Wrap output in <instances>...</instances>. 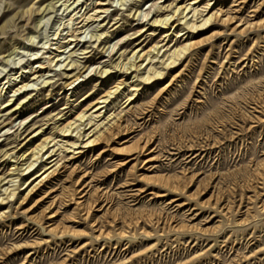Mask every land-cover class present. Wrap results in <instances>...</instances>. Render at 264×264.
<instances>
[{
	"label": "rangeland",
	"instance_id": "rangeland-1",
	"mask_svg": "<svg viewBox=\"0 0 264 264\" xmlns=\"http://www.w3.org/2000/svg\"><path fill=\"white\" fill-rule=\"evenodd\" d=\"M214 3L4 0L0 183L21 185L17 170L47 141L58 151L50 171L59 170L44 202L43 193L20 204L24 186L0 206V264H264V0ZM178 7L203 13L198 25L216 16L180 38ZM100 8L107 12L96 17ZM82 14L97 21L73 44L65 38ZM166 16L174 28L153 25ZM186 45L181 62L130 101L141 73L122 64L137 50ZM57 54L61 62L49 65ZM40 66L42 78L16 92ZM68 74L82 77L70 87ZM118 87L99 111L96 102ZM83 122L91 131L111 125L115 136L72 153L61 130Z\"/></svg>",
	"mask_w": 264,
	"mask_h": 264
},
{
	"label": "bare ground",
	"instance_id": "bare-ground-1",
	"mask_svg": "<svg viewBox=\"0 0 264 264\" xmlns=\"http://www.w3.org/2000/svg\"><path fill=\"white\" fill-rule=\"evenodd\" d=\"M213 1H219V0H210V3H212V4H209V6L216 5V3L213 4ZM192 4H194V3H192ZM195 4H196V2H195ZM48 6H49V8L48 7H47L48 9L45 8L42 14H44L46 11L51 10L52 7H54V6H51V5H48ZM179 10H181V11H179ZM209 10H210V7H209ZM206 11H208V10L206 9L205 12ZM106 12H107L106 10H101V8H100V10H97L96 11L97 14H95V15L97 17L98 14H103V13H106ZM179 12H180L179 16H181V18L179 19V21H182V23H183L182 24L183 29L180 30V34H181L180 35V38H183L186 35L189 36L190 34L194 33L195 31H198L201 28L206 27L207 24L214 19V16H216V15L213 14V15L209 16L206 20H204L202 24L198 25V23H199L198 22V19L200 18V16L202 17V14L203 13L197 12L196 9H195L194 10V13L192 12L193 13V16L190 18V17H188V13H187V9L186 8H182V9L179 8L176 11V13H179ZM15 17H16V20H18L20 18V16L19 17L15 16ZM96 17H92L90 15L87 16V14H82L79 18L76 19V21H77V24L76 25H78L77 28L74 29L71 32V34L68 35L67 38H65V40L68 39V42H71L73 44H74V42H80V40H81L80 39V36H81V34L84 33L83 32V29L86 28V26L88 25L89 22L95 21V23H96V21H97V20H95ZM137 17L140 18V13H138ZM221 19H222V17H221ZM171 20H172V18H169L168 16H166L163 19L153 21V25H155V26H157L159 28L160 27H166V26L171 25L174 28V25H173L174 23L172 22L170 24ZM71 21H73V20H71ZM223 22H224V18H223ZM184 31H187V32L184 33ZM168 36H169L168 33H167V35L165 34V38H167ZM100 39H101V37H99L96 41H99ZM194 43H191V46ZM102 44L103 43L101 42L100 46ZM193 47H194V45H193ZM61 48H63V47H59L58 48L59 49V50H57L58 53H60V49ZM190 49H191L190 46L189 45H186V46H184L182 48H178V49L176 48L172 53H169V50H165L164 52H162L161 51V48H158V47H154V48L152 47L147 53H143V54H141L142 53V50L141 51H139V50L135 51L134 52V55L129 59V63L127 65L126 64L125 65L122 64V66L124 68H126V71L134 70L135 69L136 71H138L139 73H141L138 76V80H134L132 82V83L135 82L136 89H133L134 92H135V94L130 97V101H134L137 98L141 97L140 92H142L145 89V86L144 85L149 86V85L154 84V82L163 79L165 77V75H166V70L168 71L170 69L175 68V66H177L181 62L182 58L185 57L186 53ZM107 50H108V48L106 49V51ZM152 54H153V56H152L153 59H149L148 57L150 55H152ZM60 55L61 54L55 55V57H53V60H50L49 61V65H53L56 62L55 66H57L61 62L60 59H59L60 58ZM138 59L141 60V61H138ZM151 62H154V64L156 66L153 67V64L151 65ZM145 63H147V64H145ZM117 67L118 68L119 67L122 68L121 67V64L117 65ZM39 68H40L39 71H34L33 73H31V75L29 77H27L25 80H23L21 82V83H25L26 81H28L26 84H23L16 92H21V91L26 92V89L28 88L29 83L34 82V81L37 83V81L42 78V76H37V74L41 73L42 70L44 69V67L40 66ZM81 71H82V69H81ZM87 71H88V68L85 70V73ZM109 71L108 70H103V71H101L99 73L101 74V76L106 77V76L109 75ZM75 77H76V79L73 80L71 83H69L68 86H70V87L71 86H74L81 79L82 74L80 76H77V75L71 76V74H68L67 75V78H71L72 79V78H75ZM135 78H137V76L134 77V79ZM43 83L47 85V83H49V81H43ZM119 91H120V87H118L115 91L108 93L103 98L102 101H99L98 103L96 102L97 106H101L102 105V107H100V108H97L96 107V108L99 111L101 109H104V108L106 109L107 106H108V104H109L108 101H110L109 99H111V97L113 95L120 94ZM103 105H106V106L103 107ZM100 116L102 117V115H100ZM78 118H80V120H83L84 119V116H81V117H78ZM107 119H109V118H107ZM114 123H116V122H114ZM89 124L90 123L84 124V122H83L80 126L74 128V129H72V125H68L66 127L64 126L65 128L61 130V132L63 133V135L62 134H60V135L63 136L64 138L70 137L71 139H73V141L70 144H68V149L67 150H73L72 153L81 154L82 153V150H84V149L91 148V147H95V146H99L101 144H104V143H107L108 142V140H109L108 136L110 137V135L113 134V132H112L113 126L110 125L109 128H107L106 130L103 131V129L106 128L105 127V128L102 129L103 132H101L100 131L101 129H99L100 125L97 124L98 126H96V128H94V130L91 131L92 126L88 128V126H90ZM82 127H83V129H82ZM120 128H121V125H120ZM123 128H124V126H123ZM47 142H45V144L40 145V146H38V147H36L34 149V153H33L34 160L32 162L25 163V165H27L26 168H24V166H23L22 168H24V169L21 168V169L17 170L19 172L21 171L22 172V176L25 177V179L23 180V182H22L21 185L18 186L15 179H11L8 183H6L5 185H8L9 183L10 184H13V185H8L6 188H4L5 185L1 186V183H0V187H1L0 192L2 193L0 195V206H3L5 204H8L9 202H12L13 200L17 199L18 198V195H19L18 194V191H20V188L21 187H24V186H25V189H23V191H24V193L22 194L23 196L19 197L20 204H22V205L25 204L26 201L33 200V199H35L36 197H38L39 195H41L43 193L46 194V195H44L42 198H39V200H37L39 203L41 201L44 202L45 199L49 198V194L46 192V188H48L47 185H50V187L48 189H52L53 188V186H52L53 183L51 184V182H52V179L54 178V176L57 174L56 172L59 170V168H57L58 167L57 166L56 167L58 169L57 171L56 170L50 171L55 166V164L52 165L55 162V160L53 158H55V156L57 155V152L58 151H56V150L50 151V148H48L49 142L48 143ZM107 147H108V145H107ZM69 152H71V151H69ZM44 158H46V161H43ZM39 162H41L40 165H39V167L37 166L38 168L35 169V166ZM33 168H34V170H32ZM60 175H61V173H60ZM15 183H16V185H15ZM54 192L55 191L52 190L50 193L52 194ZM79 192L80 191H77L76 193L79 194V195L80 194L82 195V193L81 192L79 193ZM77 194H76V196H77ZM83 195H85V194H83ZM83 195L80 196L79 199H83L84 198ZM72 197L70 196V198H72ZM38 202H36V203H38ZM69 202H71V201H69ZM71 203H69V204H71ZM75 205H77L78 207L81 208V206L83 205V202L82 201L81 202H77L76 201V204ZM83 207H84V205H83ZM48 214L49 215H48V217L46 216L47 217L46 219L49 220V222H48L49 224L52 223L51 225L48 226L49 228H51L53 226V224H54V221H55V218H56L57 215H56V213H52V212H49ZM22 228H23V226L21 228H19V230H23ZM55 230H54V228H51L50 229V232H54V234H55V232H56ZM20 236L22 237L21 234L19 235V237ZM28 257H29V255L27 256V258Z\"/></svg>",
	"mask_w": 264,
	"mask_h": 264
},
{
	"label": "clouds",
	"instance_id": "clouds-1",
	"mask_svg": "<svg viewBox=\"0 0 264 264\" xmlns=\"http://www.w3.org/2000/svg\"><path fill=\"white\" fill-rule=\"evenodd\" d=\"M3 3H4V0H0V13L3 12Z\"/></svg>",
	"mask_w": 264,
	"mask_h": 264
}]
</instances>
